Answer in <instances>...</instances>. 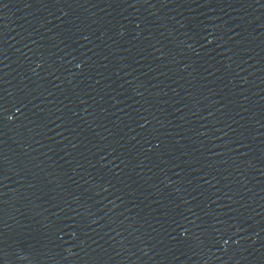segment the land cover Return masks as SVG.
Returning <instances> with one entry per match:
<instances>
[{"label": "water", "instance_id": "obj_1", "mask_svg": "<svg viewBox=\"0 0 264 264\" xmlns=\"http://www.w3.org/2000/svg\"><path fill=\"white\" fill-rule=\"evenodd\" d=\"M0 264H264V0H0Z\"/></svg>", "mask_w": 264, "mask_h": 264}]
</instances>
